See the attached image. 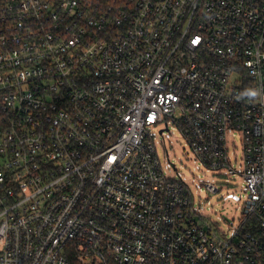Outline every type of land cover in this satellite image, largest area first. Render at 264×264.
Returning <instances> with one entry per match:
<instances>
[{
	"label": "built area",
	"instance_id": "2783aa9c",
	"mask_svg": "<svg viewBox=\"0 0 264 264\" xmlns=\"http://www.w3.org/2000/svg\"><path fill=\"white\" fill-rule=\"evenodd\" d=\"M159 124L214 171L239 137L236 227ZM0 264H264V0H0Z\"/></svg>",
	"mask_w": 264,
	"mask_h": 264
},
{
	"label": "rangeland",
	"instance_id": "374dc122",
	"mask_svg": "<svg viewBox=\"0 0 264 264\" xmlns=\"http://www.w3.org/2000/svg\"><path fill=\"white\" fill-rule=\"evenodd\" d=\"M165 124L152 128L151 135L165 174L171 178H182L191 188L197 209L210 221L217 223L220 230L228 232L236 227L242 217V206L246 200L245 181L242 173V146L239 137L235 138V152L232 160L235 172L208 170L196 159L181 133L173 127L161 130ZM235 150V151H234ZM236 160V161H235ZM204 182L215 184L219 193L210 196L203 186Z\"/></svg>",
	"mask_w": 264,
	"mask_h": 264
},
{
	"label": "clouds",
	"instance_id": "9594fccd",
	"mask_svg": "<svg viewBox=\"0 0 264 264\" xmlns=\"http://www.w3.org/2000/svg\"><path fill=\"white\" fill-rule=\"evenodd\" d=\"M251 95H253V96H255L256 95V93L255 92H252V93H250Z\"/></svg>",
	"mask_w": 264,
	"mask_h": 264
}]
</instances>
